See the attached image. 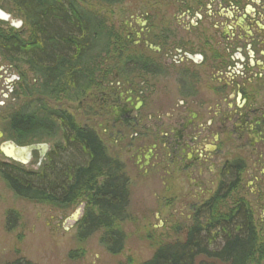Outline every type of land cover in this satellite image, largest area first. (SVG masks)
I'll return each instance as SVG.
<instances>
[{
  "label": "trees",
  "instance_id": "obj_1",
  "mask_svg": "<svg viewBox=\"0 0 264 264\" xmlns=\"http://www.w3.org/2000/svg\"><path fill=\"white\" fill-rule=\"evenodd\" d=\"M5 1L14 6L24 28L0 27V57L27 67L36 77V85L25 94L35 98L6 122L10 139L19 146L58 136L62 142L35 170L0 162V177L16 197L37 205L69 210L85 201L78 239L103 231L101 245L118 255L126 239L119 224L129 218V180L123 166L108 155L94 131L47 102L82 100L110 76L115 80L116 71H125V40L112 32L103 14L85 4L114 7L126 0ZM20 69L16 65L23 84L27 74ZM243 170V164H227L218 192L195 210L184 239L161 246L143 264H264V239L249 203L238 198L229 204Z\"/></svg>",
  "mask_w": 264,
  "mask_h": 264
},
{
  "label": "flooded vegetation",
  "instance_id": "obj_2",
  "mask_svg": "<svg viewBox=\"0 0 264 264\" xmlns=\"http://www.w3.org/2000/svg\"><path fill=\"white\" fill-rule=\"evenodd\" d=\"M171 1L172 12H147L138 30L124 34L123 81L115 75L113 84L80 103L93 98L92 114L105 121L100 127L113 140L120 135L137 164L155 168L170 158L189 178L202 176L204 164L209 173L217 163L223 171L231 163L252 164L251 173L262 179L264 0ZM152 93L155 108L172 120L167 129L159 122L157 132L145 126L138 133L151 116L140 109L152 110Z\"/></svg>",
  "mask_w": 264,
  "mask_h": 264
},
{
  "label": "rangeland",
  "instance_id": "obj_3",
  "mask_svg": "<svg viewBox=\"0 0 264 264\" xmlns=\"http://www.w3.org/2000/svg\"><path fill=\"white\" fill-rule=\"evenodd\" d=\"M163 1V5H159L162 0H126L125 3L114 7L98 3L85 4V7L103 14L113 29L112 32L125 40L124 34L129 31V27L139 29V16L147 12H172L168 8L172 6V1ZM0 10L9 16L6 22L0 20V27L23 30L24 21L11 3L0 0ZM133 38L136 39L135 36ZM16 65L20 66L19 71L27 74V81L23 84L19 81ZM16 65L0 57V132L3 134V138H0V162L16 163L35 170L62 140L58 136L52 141L44 140L33 144L46 146V154L41 156L40 151H35L26 164L15 162L3 154L2 147L5 143H13L18 147L32 146H19L15 140L10 139L5 126L12 115L35 98L34 94H30L31 98L25 94L36 85V77L28 72L27 67ZM110 65L114 66L113 63ZM119 72L116 71L115 75H119L122 82L124 72ZM113 83L114 77L110 76L105 84L93 93L98 95ZM133 88L138 90L139 84L134 83ZM81 101L47 103L49 107L70 114L80 127L94 131L105 145L108 155L123 166V173L129 180L130 193L127 210L129 218L119 224L126 238L124 250L118 255L108 253L100 243L103 231L94 233L84 241L78 239L77 223L84 215L85 201L79 202L69 210L37 205L16 197L0 177V264H13L17 261L21 264H143L150 261L161 246L184 239L186 230L193 224L195 210L208 202L224 181L223 166L219 163L213 168V173H209L204 164L203 175L190 172V178L188 172L176 169L170 158L162 159L161 164L155 168L149 164L144 166L143 161L137 164L128 143L120 144V135H116L114 140L111 139L110 131L100 127L105 121L92 114L93 98L87 105L81 104L78 112L67 109L72 105L77 107ZM158 103L156 93H152L148 100V106L152 110L149 111L147 107L140 109L143 115L148 116L149 113L151 116L144 118L143 124L136 132H157L158 125H153L161 122L166 127L168 121L172 120L155 108ZM145 126L148 129L145 130ZM252 170V164L245 165V170L241 173V184L231 193L229 204L233 199L246 200L254 213L258 232L264 239V177L260 179L257 173H251ZM196 182L200 184L197 188L194 187Z\"/></svg>",
  "mask_w": 264,
  "mask_h": 264
},
{
  "label": "water",
  "instance_id": "obj_4",
  "mask_svg": "<svg viewBox=\"0 0 264 264\" xmlns=\"http://www.w3.org/2000/svg\"><path fill=\"white\" fill-rule=\"evenodd\" d=\"M3 22H6V20H2ZM81 105V103H79L78 104V106L76 107V106H74V105H72V106H68L67 107V109L69 110V111H74V110H76L75 112H78V110H79V106ZM0 138H3V134L0 132ZM7 144L9 145V147L13 150V152L12 153H14V152H16L17 150H20V149H28L29 150V153H28V157H29V159L31 158V154L33 153V152H37V151H40V149L41 148H45L44 149V152L42 153L41 151V156H44L45 154H46V146H40V145H32V146H28V147H18V146H16L15 144H13V143H5L4 145H3V147L4 146H7ZM2 152H3V154H5V152H4V148H2ZM6 155V154H5ZM9 159H11V160H13V161H15V162H18V163H20V164H25V163H23V162H21V161H19V160H17V159H15L14 157H12V156H7ZM75 218H76V216H75Z\"/></svg>",
  "mask_w": 264,
  "mask_h": 264
},
{
  "label": "bare ground",
  "instance_id": "obj_5",
  "mask_svg": "<svg viewBox=\"0 0 264 264\" xmlns=\"http://www.w3.org/2000/svg\"><path fill=\"white\" fill-rule=\"evenodd\" d=\"M0 20H6V21L9 20V16L7 14H5L4 12H2L1 10H0ZM2 148H4V152H5L6 156H9V157L12 156L15 159H17V160H19L25 164L28 163V161L30 160L28 157V153H29L28 149H20V150H17L16 152L12 153L13 150L9 147L8 144H7V146H4ZM44 149L41 148L40 151L43 153Z\"/></svg>",
  "mask_w": 264,
  "mask_h": 264
}]
</instances>
